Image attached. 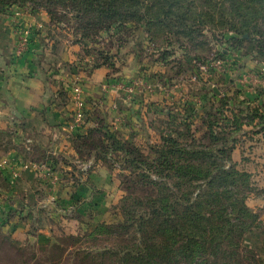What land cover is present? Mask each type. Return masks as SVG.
<instances>
[{
    "label": "trees",
    "instance_id": "trees-1",
    "mask_svg": "<svg viewBox=\"0 0 264 264\" xmlns=\"http://www.w3.org/2000/svg\"><path fill=\"white\" fill-rule=\"evenodd\" d=\"M0 5L11 10L30 6L29 12L42 10L55 25L73 24L74 42L83 47L113 31L140 38L146 34L151 42L163 37L166 46L182 41L194 45L208 28L220 31L234 47L255 45V54L264 59V0H0ZM166 53L161 56L164 64ZM101 59L93 68L103 65L116 72L106 57ZM231 102L229 97L219 98L220 105L201 118L199 129L207 144L198 141L191 121L185 124L190 141L162 136L160 145L151 148L152 162L134 142L117 139L103 121L73 135L80 157L90 136L98 134L96 160L130 165V176L149 190L144 197L132 192L120 197L110 213L113 223L96 218L89 224V237L107 235L122 244L86 254L83 262L262 264L242 248L241 240L253 229L264 233L259 210L247 202L256 191L257 197H264V160H259L264 158V99L245 98L236 108ZM150 173L156 178L148 182Z\"/></svg>",
    "mask_w": 264,
    "mask_h": 264
},
{
    "label": "rangeland",
    "instance_id": "rangeland-1",
    "mask_svg": "<svg viewBox=\"0 0 264 264\" xmlns=\"http://www.w3.org/2000/svg\"><path fill=\"white\" fill-rule=\"evenodd\" d=\"M29 8L31 7H27V12L30 11ZM56 26L59 27V25ZM60 27V31L75 40L73 24ZM203 34L204 38H199L198 43L194 45L182 41V44L173 42L170 46H166L162 41L163 37L156 38L151 42L148 41L149 38L146 34L141 39L138 35L113 31L110 37L104 35L96 39L95 43L89 42L87 46H82L84 56H89V60L93 61L92 67L94 64L101 63L102 57L107 58L108 63L112 64L113 70L116 71L111 74H116L117 83H126L127 86H130L132 80H138L142 84L138 88L133 87L132 92L119 89L121 92L118 94H121L120 98H125L126 103L131 102L129 104L132 108L136 107L135 102L139 104L143 131L141 136L135 138L134 143L149 162L155 158L151 148L160 145L162 136L172 135L179 142H189L190 138L186 135L185 124L191 121L195 122L191 130L196 132L198 141L207 144L208 139L204 138V132L200 130L201 118L206 112L220 105L219 98L229 97L232 101L231 107L236 108L237 104L245 99V93H250L252 99L254 93L264 94V59L255 54V45L243 43L234 47L227 43L226 38L220 35V31L215 32L208 28L204 30ZM173 40L171 39V41ZM222 51L229 53L220 59L217 55ZM164 52H167L166 64L161 60ZM212 92L217 97H214ZM118 99L117 96L110 99V108L113 101L118 108ZM94 115L93 113L92 117L90 116L88 119L96 121V115L93 117ZM185 117H187L186 120H184ZM96 123L99 124L97 121L94 124ZM114 134L117 139L120 138L116 135L117 133ZM99 137L96 133L90 136L80 157L76 155L70 157L63 154L64 151L56 152L55 156L48 155L49 159L55 158L71 167V173L66 177L58 175L59 182L53 185L42 182L37 177L39 181L36 179V187L42 205L37 208L38 211L36 208L30 209V211L42 217L44 222L41 220V224L44 226L36 223L37 227L29 229L26 236H16L14 239L7 227L0 226V264H90L83 262L84 255L122 244L119 238L107 235L89 237L88 234L92 230V226L89 224L102 214H104L102 215L104 218H100V222L113 223L110 213L114 212L113 207L118 205L117 201L120 197L131 192L136 197H144L149 190L136 180L135 175L130 176L132 170L130 165L118 162V160L113 163L109 160L110 158L104 161L96 160L99 155L94 146L98 145ZM259 160L263 161L264 158L259 157ZM98 165H102L111 172L115 185L118 186L109 193L106 198V201L109 202L102 210L91 209L85 215L87 207H80L79 211H76L70 206L61 204L55 197L56 195L52 194V190L56 187L75 185L77 181L88 178ZM143 169L148 170L146 166ZM141 171L138 172L141 173ZM149 176L148 182L154 181L156 178L153 173H150ZM3 189L4 184L0 180V190ZM258 193L256 191L255 195L250 196L247 202L251 208L259 210L264 232V197H257ZM0 194L5 196L6 193L1 192ZM82 196L80 201L86 197V194ZM3 200L5 203L8 201L7 198ZM11 213L7 214L8 221L12 220ZM39 226H41L42 232L38 231ZM50 230L52 233H48ZM253 230L264 236L260 229ZM41 233L49 235L50 243L40 245L37 242ZM248 234H245L241 240L242 248L253 252L259 263L261 261L264 264V258L247 241ZM105 264L111 263L106 261ZM242 264L250 263L247 260H242Z\"/></svg>",
    "mask_w": 264,
    "mask_h": 264
},
{
    "label": "crops",
    "instance_id": "crops-1",
    "mask_svg": "<svg viewBox=\"0 0 264 264\" xmlns=\"http://www.w3.org/2000/svg\"><path fill=\"white\" fill-rule=\"evenodd\" d=\"M14 13L15 10L0 5V163L6 162V166L0 169V180L4 184L0 193H6L5 196L0 194V225L7 227L13 239L26 236L29 229L37 227L36 223L44 226L42 217L30 211L37 210L42 202L36 187L37 173L29 160L48 162L52 148L57 153L64 151L63 154L70 157L76 155L73 139H65L59 134L69 117L68 86L74 78L83 85L88 117L94 113L97 122L103 121L123 141L134 142L143 131L139 104L135 102L136 107L132 108L131 102L126 103L125 98H120L116 75H111L107 66L93 68V61L84 56L83 47L60 31L61 27L54 25L45 12L20 10L18 21L24 30L29 29V38L25 51L15 55ZM85 66L88 69L85 70ZM245 94L250 101L264 99L261 92L254 93L253 99L250 93ZM116 96L119 97L118 108L114 101L110 108V99ZM96 121L88 119L85 130L97 127ZM28 140L32 144L31 151L26 150ZM50 160L54 174L70 175L71 167L55 158ZM10 168L18 173L15 179L10 178ZM117 187L111 172L98 165L88 178L77 181L75 185L56 187L52 194L61 204L76 211L87 207V215L91 209L102 210L109 202L106 201L107 196ZM83 194L86 197L80 201ZM5 198L8 200L6 203ZM10 213L13 217L8 221L7 214ZM41 226L38 227L40 232ZM48 233H52L51 230ZM246 237L250 246L264 258V236L252 230ZM50 241L47 233H41L37 238L40 245Z\"/></svg>",
    "mask_w": 264,
    "mask_h": 264
},
{
    "label": "built area",
    "instance_id": "built-area-1",
    "mask_svg": "<svg viewBox=\"0 0 264 264\" xmlns=\"http://www.w3.org/2000/svg\"><path fill=\"white\" fill-rule=\"evenodd\" d=\"M20 16V10H15L14 13V33L17 37V50L15 55H20L23 53L28 45V38H29V29L24 30V27L22 24L19 23L18 19ZM130 85V84H129ZM142 84L137 80H132L131 85L127 86L126 83L123 84H116V88H120L123 91H129L132 92L134 90L133 87L138 88ZM147 86V85H146ZM69 104H70V113L69 117L60 129V137H64L65 139H71L74 134H78L79 132H83L87 125L88 120V110L86 107V101L84 97L83 92V85L81 81L77 78H74L69 83ZM26 150L31 151L32 150V144L31 141H26ZM56 149L53 148L49 155L55 156ZM30 162V161H29ZM32 163L33 167L35 168V171L37 173V177L42 182H46L49 185H53L57 182H59L58 175L54 174L52 168H51V160H48V162H30ZM6 166V162L2 161L0 163V169L4 168ZM10 178L15 179L17 177V172L13 168H10L9 170Z\"/></svg>",
    "mask_w": 264,
    "mask_h": 264
},
{
    "label": "water",
    "instance_id": "water-1",
    "mask_svg": "<svg viewBox=\"0 0 264 264\" xmlns=\"http://www.w3.org/2000/svg\"><path fill=\"white\" fill-rule=\"evenodd\" d=\"M215 91V90H214ZM50 120V119H49ZM50 122V124H53L52 122H51V120L49 121Z\"/></svg>",
    "mask_w": 264,
    "mask_h": 264
}]
</instances>
